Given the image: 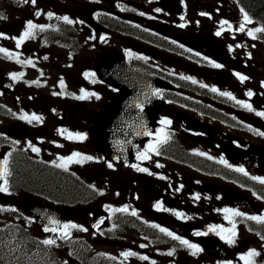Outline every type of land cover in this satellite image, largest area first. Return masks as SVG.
I'll return each mask as SVG.
<instances>
[{"label":"flooded vegetation","instance_id":"1","mask_svg":"<svg viewBox=\"0 0 264 264\" xmlns=\"http://www.w3.org/2000/svg\"><path fill=\"white\" fill-rule=\"evenodd\" d=\"M171 1L181 6V12L170 10L174 5L169 0H36L35 4L31 0H0V17H3L0 18V34H3L0 48L14 54V58H6L0 53V153L8 160L11 173L9 191L2 193L11 204L24 202L21 191L16 190L24 178L21 169L24 166L29 171V177L24 179L30 188L29 201L57 204L68 220L69 215H78L82 228L92 222L91 231L111 242L110 252L135 253L127 258L119 254L120 264H162L164 233L159 227L165 226V215H172L178 224H185L190 233L175 235L199 245L204 257L213 262L214 256L203 243L205 239L218 242L230 255L240 249V243L228 244L215 233L197 236L196 232H207L210 226L231 228L223 210L233 209L244 213L243 217H233L236 237L245 233L255 235L261 230V224L246 217L264 216V184L252 179H264V152L261 151L264 142L258 134L264 132V116L248 111L234 100L230 99L233 106L225 109L189 108L187 125L193 135H180L177 150L183 153L182 157L169 162L162 156L156 164H149L147 160L135 164L144 168L150 165L149 171L154 172L150 179L147 172H138L134 167L113 165L109 168L88 138L82 141L66 138L68 132L85 135L87 121L106 106L113 88L96 77L93 66L111 39H119V43L109 49H120L133 66L170 82L176 75L191 77V80L184 79L187 84L182 87L193 91L204 92L213 87L219 91L231 90L237 93V100L245 102L247 92L263 89L259 86L256 58L259 44L243 38L233 8L218 5L214 0ZM48 13L53 14L51 18ZM64 16L74 23L57 19ZM28 21L44 26L45 30L37 31L35 38L17 47L13 38L20 37ZM222 21L232 23L230 27L223 25L224 39L215 34L221 30ZM54 41L62 43L56 55ZM210 43L219 44L220 49L203 51ZM85 44L93 48V55L84 58ZM129 52L133 55L129 56ZM17 54L20 61L31 60L32 64L18 63ZM209 61L223 67L215 68ZM84 68L92 74L87 77L96 83L95 89L101 92L100 99L93 102L76 98L84 94L79 83ZM54 73L67 76L66 83L71 84L54 88L50 80ZM235 73L247 76L248 80L241 83ZM12 74L19 78L14 81ZM237 91L243 93L240 95ZM25 114L40 116L42 122L29 123L21 118ZM201 124H208L209 129L200 130L205 128ZM161 129L162 126L158 131ZM33 147L40 151H32ZM159 152L163 154L162 145ZM73 153L94 159L69 163L67 170L54 166L61 163L60 158ZM221 158L232 167L220 163ZM238 167H243L248 175L234 170ZM157 203L171 212L157 209L154 207ZM125 207L127 212L117 211ZM132 211L137 213L133 216L136 227L128 228L125 219ZM176 212L191 219L178 218ZM148 220L159 226L153 227L151 234L148 228L138 226ZM173 226L168 225L170 229ZM144 256L148 259H141ZM176 256L174 253L172 264H176ZM187 260L198 264V259L191 254Z\"/></svg>","mask_w":264,"mask_h":264},{"label":"snow or ice","instance_id":"2","mask_svg":"<svg viewBox=\"0 0 264 264\" xmlns=\"http://www.w3.org/2000/svg\"><path fill=\"white\" fill-rule=\"evenodd\" d=\"M25 2H28V0H25ZM31 3L35 4L36 0H31ZM156 11H160V10L157 9ZM241 11L243 12V9H241ZM140 14L144 15L143 13H140ZM36 15L39 16L40 13L37 12ZM52 15H53L52 13H48L49 18H51ZM201 15H206V14L205 13H201ZM0 18H3V17H0ZM57 19H62L66 24H73L74 23V21L69 19L68 16L58 17ZM181 19H183V17H181ZM251 23H252V19L249 17V15L246 12H244L243 22L239 25L238 31L244 32L246 25L247 24H251ZM226 24H228V21H222L221 22V25H222L221 30L217 31L215 33L217 36H220L222 34V32L225 30L223 28V25H226ZM180 26L184 27V25H180ZM44 30H45L44 26L36 25L32 21H28L27 24H26L25 31L20 35L19 38H13V39H16V45H17V47H20V45H22L25 42V40L35 38V36L37 34V31H44ZM257 33H264V27H258V28H255V29H249L248 32H247V34L252 39H256L257 38V36H256ZM0 35H3V34H0ZM103 39H104V37H101V40H103ZM237 46L239 47L240 45H237ZM0 53H3L6 58H14V54L8 52L6 49L0 48ZM128 55L132 56L133 54L131 52H129ZM15 58H16L18 63L32 64L31 60L23 61V62L20 61L19 58H18V54L15 56ZM45 59H47V57H45ZM209 62L212 63V66L215 67V68L223 67L221 64L213 63L211 61H209ZM33 66H35V65H33ZM89 75H92V74L85 73L86 77L89 76ZM235 75L241 81V83H243L245 80L248 79L247 76L241 75L240 73H235ZM11 78L15 81V80H17L19 78V76L17 74H12ZM181 79H190L191 80L192 78L191 77L181 76ZM192 83H196V81L192 80ZM60 85H61V88L64 87L63 80L60 81ZM201 87H207V86L204 85V84H201ZM211 91L218 92L219 90L217 88L213 87L211 89ZM53 94L56 95L57 93H53ZM154 94L155 95H160L159 92H156ZM95 95H96L95 93H84L83 95H80V96H78L76 98L83 100V99H88L90 96H95ZM219 95L225 96V97H228L231 100H234L237 104H240L242 107H244L245 109H247L250 112L254 111V109L252 108L251 104L245 103V102L240 101V100H236V98L230 92H222L221 91V92H219ZM247 95L249 97H251L253 95V93L251 91H249L247 93ZM99 98H100L99 96H96V99H99ZM139 107H142V106H139ZM256 114L258 116H264V112H257ZM21 118L22 119H26L29 123H32L33 121H36L37 123L42 122V117L37 116L35 114H33L31 117H29V116H27V114H25ZM161 123L164 124V125H170L171 121L167 120V119H163L161 121ZM61 134L62 135L65 134V130H61ZM145 134L146 135H152V133H150V132H146ZM258 134L264 136V132H259ZM155 137H156L155 141L153 143H150L143 152L138 154L137 158L139 160H141V161L150 160L151 159V156L149 155L150 153H154L156 155H159L160 154V152H159L160 146L163 145V144H166L168 142V140L170 139V136L167 134V132L164 129H161L160 131L156 132ZM66 138L70 139V140L75 139V140H81L82 141V140L86 139L87 137H86V135H82L80 133L73 134L71 132H68L67 135H66ZM32 151L38 153L40 150L38 148L33 147ZM198 154L199 155H206L205 153H198ZM211 158L212 157H209V159H211ZM60 159H61V163L54 164V166L58 167V168H63L64 170H67V165L69 163H73V162H75V163H84L86 161H91L94 158L91 157V156H83L80 153H73L71 156H69L67 158H60ZM220 163L224 164L226 167H229V168L232 167L223 158H221ZM108 167L112 168L113 165L111 163H109ZM132 167H134L138 172H148L149 175L152 174V173L149 172V170L147 168L140 167L139 165H132ZM157 167H162V165L157 164ZM234 170L237 171V172L243 173L246 176L248 175V173L245 171V169L243 167H238V168H235ZM10 174L11 173L9 171V162H8L7 159H5V160L2 161V163H0V181H3V183H0V192L8 193V191H9L8 177L10 176ZM161 178L163 179L164 177H161ZM252 179L259 180V183L264 184V179H261V178H258V177H252ZM199 198H200L199 194H197L195 196V199L198 200ZM155 207L157 209H159V210L168 211V209L163 208L162 204H160V203H157L155 205ZM117 211L127 212L128 209H127V207H125V208H122V209H118ZM223 211L225 212V219H227L232 224L231 228H223V227H219V226H210L208 228L207 232H199L198 231V232L195 233V235H197V236L207 235L209 232H212V233H215L216 235L220 236L221 239L226 240V242L228 244H234L236 242L237 233H236V225H235V221H234L233 217H243L244 213H242V212H240L238 210H233V209H224ZM136 214L137 213L135 211L131 212V215H133V216H135ZM175 215L178 218L191 219V217H184L183 213H180V212H176ZM246 218L249 219V220H254L257 223L264 224V216H247ZM51 223L52 224H56L57 222L53 220V221H51ZM76 227H77V225H75V224H64L62 226V228L59 229V231L61 233V238L68 239L69 238V229L76 228ZM97 227H98V225H97ZM153 227H159V226L158 225H153ZM80 230L87 231V229H83V228H81ZM44 231H46V232H48V231L57 232L58 229L55 228V227H52V228L45 227ZM159 231L164 233L165 235L171 237L173 240L179 241V243L181 245H183L186 248H188L189 250H191V254L192 255H197L199 252L202 251V249L199 247V245L191 243V242H189L186 239H182L181 237H179L177 235H174L171 231H169L168 229H166L164 227H159ZM42 243L45 244V245H54L56 243V241H55V239H45ZM141 247H145V245H141ZM173 254H174V250L167 253V255H169V256H172ZM122 255L125 258H127L129 256L135 255V253H133V252H125ZM258 255H259V253L257 251L250 250L247 253V255L246 256H242L241 259H243L245 261V264H254L253 258L258 256ZM141 259L147 260L148 257L144 256V257H141Z\"/></svg>","mask_w":264,"mask_h":264},{"label":"water","instance_id":"3","mask_svg":"<svg viewBox=\"0 0 264 264\" xmlns=\"http://www.w3.org/2000/svg\"><path fill=\"white\" fill-rule=\"evenodd\" d=\"M121 63V57L116 53H111L97 65L99 74L102 75V73H104L102 77L106 81L120 86L121 91L117 95H114L113 102L109 109L103 112L98 119L90 121L88 132L106 155L133 162L136 155L140 152L139 143H141L142 140H116V134L123 131L121 130L123 119H119L117 116L124 103L127 102V99L130 97L131 92L134 91L132 87L134 83L131 81L130 75L126 76L122 69L113 70L116 64L122 67ZM118 135H123V133H119ZM117 141L123 145L120 146ZM0 163H2L1 160ZM38 212L41 214L39 216L47 222L51 223L53 220L56 221L57 223L55 225L57 226L63 221L62 215H48L45 214L47 212L46 210H38ZM206 245L211 248L215 254L219 256L223 254L222 250L214 244V242L206 241Z\"/></svg>","mask_w":264,"mask_h":264},{"label":"rangeland","instance_id":"4","mask_svg":"<svg viewBox=\"0 0 264 264\" xmlns=\"http://www.w3.org/2000/svg\"><path fill=\"white\" fill-rule=\"evenodd\" d=\"M242 21H243V16H242ZM253 28V24L251 23V26L247 29H252ZM58 52V49L53 47V54L56 55V53ZM260 52H261V58H260V65H261V69H260V74L261 76L264 78V46L261 44L260 46ZM93 53V49L91 47H87L85 48V53H84V57L86 56H90L91 54ZM54 76V82H55V85H59L58 82L60 80L59 77ZM85 81L87 80L86 77L84 79ZM86 86L88 85H91L92 83L89 82L87 80V82H85ZM90 93H93V92H90ZM92 96L89 97V99L91 98ZM249 104L252 105V108L255 110V111H259L262 112V108H264V99L261 97V99L259 100V97H254L253 100L250 102L249 101ZM142 190L144 191V187H142ZM145 193V191H144ZM28 197L27 195H22V198H26ZM17 207H23L22 203H18L16 204ZM6 221L5 222H8L12 225L11 227H13L15 229V224L17 222V219L13 218V217H7L6 216ZM73 216L71 215L70 216V219H69V223L71 221H74V222H77L78 220L77 219H73ZM88 222V221H86ZM175 222V218L172 217V215H165V226H167L168 224L170 223H174ZM88 227H91L92 226V222H90V224L87 225ZM10 226H6V228L4 229V231L7 230V228H9ZM34 228V231L36 233H39L41 236H43L45 234V231H44V227L40 226L39 224L35 223V227ZM20 230H18L19 232ZM17 232V233H18ZM17 233L16 234H10L9 232H5V239L6 241L8 239V242L11 243L12 241L16 240V236H17ZM97 233V232H95ZM134 233H137L134 231ZM48 234L51 235V238H53L54 236V233H51V232H48ZM113 233H109L108 235H112ZM139 234V233H137ZM73 239H70V240H76V235H73ZM86 238L88 239V243H90V251L86 253V258L88 260L92 259V263L94 261V258H95V255L96 253H99V251H105V252H102V255H103V259L100 262V264H108L107 262L109 261V255L108 254H112V252H109L111 251V242L107 239V238H100V236H98L97 234H94L93 231L89 232L86 234ZM255 239L253 236L251 235H239L238 237H236V242L240 243L241 247L240 249H236L235 251H233L231 253V256L232 257H227L225 259V262L224 264H245V261L243 259H241L242 256H246L247 253L250 251V250H255L259 253L258 256L254 257L253 260H254V264H256L257 262H264V234H261L260 235V239H259V244H257L256 242L255 243H252L250 242L251 240ZM19 243V242H17ZM248 243V244H246ZM5 247H9V246H5ZM11 248V247H9ZM18 245L16 244L14 246V259H15V262L12 263V259H11V252L8 253V257L6 258L5 260V263L4 264H24V258H25V253L22 252L21 250L18 249ZM164 250L166 251L165 252V259H164V264H168L169 263V257L167 256L166 253L172 251L173 249L170 248L169 246L165 245L164 247ZM61 251H62V256H63V259L64 261L66 262H71L73 259L77 258V254L78 252H74L73 253H70V252H67V249L65 250V252H63V249L61 248ZM180 255H182V253H180ZM189 256V255H188ZM190 260H192L190 258ZM189 260V261H190ZM205 258L203 257L202 258V261L199 263V264H211L210 262H205L204 261ZM178 264H194L193 262H188L186 263L185 261V258L184 256L182 255L181 258H180V261H178ZM215 264H218V263H215Z\"/></svg>","mask_w":264,"mask_h":264},{"label":"trees","instance_id":"5","mask_svg":"<svg viewBox=\"0 0 264 264\" xmlns=\"http://www.w3.org/2000/svg\"><path fill=\"white\" fill-rule=\"evenodd\" d=\"M238 1L252 17L255 18L261 24L262 27H264V0H238ZM261 36L264 39V33H261ZM21 169H23L22 177H24L21 179L24 180L25 178L29 177V171L27 169H24V166H22ZM35 243L37 247L41 246V243L39 241H35ZM51 253H52V262L54 263L56 261V254L55 252H51Z\"/></svg>","mask_w":264,"mask_h":264}]
</instances>
